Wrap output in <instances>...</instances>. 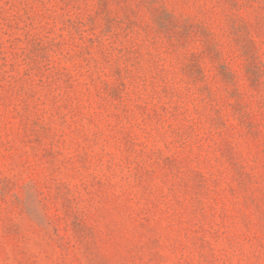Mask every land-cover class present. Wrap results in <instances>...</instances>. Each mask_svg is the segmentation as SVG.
Returning a JSON list of instances; mask_svg holds the SVG:
<instances>
[{
	"label": "rangeland",
	"instance_id": "rangeland-1",
	"mask_svg": "<svg viewBox=\"0 0 264 264\" xmlns=\"http://www.w3.org/2000/svg\"><path fill=\"white\" fill-rule=\"evenodd\" d=\"M0 264H264V0H0Z\"/></svg>",
	"mask_w": 264,
	"mask_h": 264
}]
</instances>
